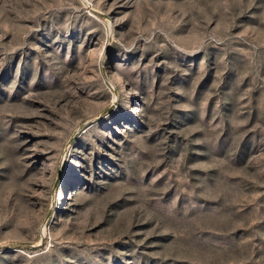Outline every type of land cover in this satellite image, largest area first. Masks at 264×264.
<instances>
[{"label": "rangeland", "instance_id": "374dc122", "mask_svg": "<svg viewBox=\"0 0 264 264\" xmlns=\"http://www.w3.org/2000/svg\"><path fill=\"white\" fill-rule=\"evenodd\" d=\"M0 264H264V0H0Z\"/></svg>", "mask_w": 264, "mask_h": 264}]
</instances>
